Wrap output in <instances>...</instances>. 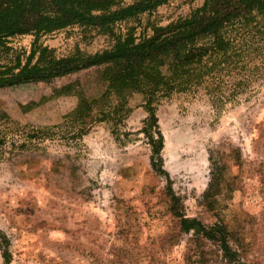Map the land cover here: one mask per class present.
Instances as JSON below:
<instances>
[{
	"label": "rangeland",
	"instance_id": "obj_1",
	"mask_svg": "<svg viewBox=\"0 0 264 264\" xmlns=\"http://www.w3.org/2000/svg\"><path fill=\"white\" fill-rule=\"evenodd\" d=\"M202 3L170 0L116 22L113 34L74 25L37 43L34 35H14L0 45V65H13L16 55L23 64L39 44L56 57L101 52L116 35L149 36L153 25ZM221 36L224 46L179 86L156 93L151 106L164 139L163 168L183 211L207 224L221 220L241 262L243 253L249 264H264V12L234 21ZM102 71L0 88V242L5 236L10 264H228L213 244L196 247L177 231L167 180L151 167L141 131L146 94L119 96ZM81 97L90 109L75 115ZM215 165H223L226 180L210 211L203 194Z\"/></svg>",
	"mask_w": 264,
	"mask_h": 264
},
{
	"label": "trees",
	"instance_id": "obj_2",
	"mask_svg": "<svg viewBox=\"0 0 264 264\" xmlns=\"http://www.w3.org/2000/svg\"><path fill=\"white\" fill-rule=\"evenodd\" d=\"M168 1L0 0V45L9 37L22 34L34 35L33 43H37L41 35L74 25L113 34L116 22L150 13ZM256 12H264V0H203L188 16L179 17L166 25H153L149 36L137 40L131 31L116 35L113 45L101 52L86 54L76 50L70 55L56 57L51 49L39 44L32 47L23 64L19 55H16L13 65H0V88L29 82H51L83 69L103 67V78L119 96L131 91L144 92L148 115L141 131L150 146L151 167L167 180L164 193L170 213L176 218L177 231L190 235L196 247L201 248L204 242L213 244L228 264H249L243 253L241 262V255L232 246L230 231L225 223L218 220L207 224L197 217L187 216L183 211V203L174 193L170 177L163 168L164 139L151 102L159 91H168L179 86L181 81H186L177 82L188 74L192 66L199 64L203 58L206 60V57L224 46L221 36L223 28L242 18L248 19ZM205 37H212L213 41L206 45L198 44ZM36 49H39L38 56L32 63ZM163 68L167 74L163 73ZM71 84L62 86L61 90H69L73 86ZM120 105L122 107V104L118 107ZM82 107L90 109L84 97H81L75 115L80 113ZM225 176L223 165H215L203 194L210 211L218 203L217 197L226 180ZM0 248L4 264H10L11 254L5 236Z\"/></svg>",
	"mask_w": 264,
	"mask_h": 264
}]
</instances>
